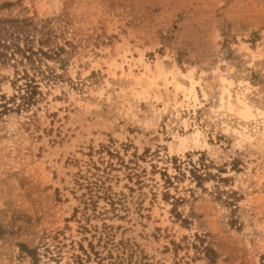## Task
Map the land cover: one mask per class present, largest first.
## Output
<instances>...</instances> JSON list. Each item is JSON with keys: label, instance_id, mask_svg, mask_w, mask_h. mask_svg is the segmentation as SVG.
Returning <instances> with one entry per match:
<instances>
[{"label": "rangeland", "instance_id": "374dc122", "mask_svg": "<svg viewBox=\"0 0 264 264\" xmlns=\"http://www.w3.org/2000/svg\"><path fill=\"white\" fill-rule=\"evenodd\" d=\"M24 72L0 264H264V0H0Z\"/></svg>", "mask_w": 264, "mask_h": 264}, {"label": "trees", "instance_id": "16d2710c", "mask_svg": "<svg viewBox=\"0 0 264 264\" xmlns=\"http://www.w3.org/2000/svg\"><path fill=\"white\" fill-rule=\"evenodd\" d=\"M36 52H31L30 55L25 57V59L31 60V55H35ZM24 78L26 79V84H25V91L23 94L22 93V86L19 88V92L17 95L13 96L12 98H7L4 95H0V108H2V112H7L13 109L16 110H21V108H28L33 104L34 98L37 94L38 91V86L36 85V82L33 79H30L29 76L27 75V72H24ZM19 97L21 100V103L15 108L13 106H8L9 102H14L15 99Z\"/></svg>", "mask_w": 264, "mask_h": 264}]
</instances>
